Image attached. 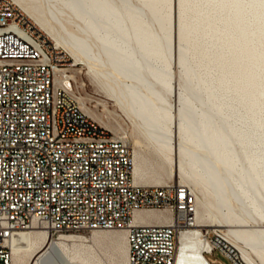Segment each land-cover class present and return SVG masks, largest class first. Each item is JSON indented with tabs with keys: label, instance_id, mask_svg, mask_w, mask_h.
Returning <instances> with one entry per match:
<instances>
[{
	"label": "bare ground",
	"instance_id": "bare-ground-1",
	"mask_svg": "<svg viewBox=\"0 0 264 264\" xmlns=\"http://www.w3.org/2000/svg\"><path fill=\"white\" fill-rule=\"evenodd\" d=\"M15 1L55 49L89 68L165 163L177 153L179 175L195 195L197 226L220 230L246 264H264V0H182L198 32L173 18L169 2ZM210 47L218 58L208 57ZM64 75L56 69V84ZM144 175L132 149L133 182L145 185ZM172 215L136 211L133 222L168 224ZM96 230L124 231L127 240L125 229ZM57 236L20 231L12 254L33 249L29 264H93L86 249H69L77 236ZM202 249L200 239L183 233L177 258L192 262ZM128 253L127 240L126 264Z\"/></svg>",
	"mask_w": 264,
	"mask_h": 264
},
{
	"label": "built area",
	"instance_id": "built-area-1",
	"mask_svg": "<svg viewBox=\"0 0 264 264\" xmlns=\"http://www.w3.org/2000/svg\"><path fill=\"white\" fill-rule=\"evenodd\" d=\"M62 59L0 0V264H12L14 234L125 229L127 264H246L222 232L197 226L196 199L184 184L138 185L132 148L79 105L73 85L56 84ZM170 209L165 223H134L136 211ZM201 240L191 262L177 258L179 237Z\"/></svg>",
	"mask_w": 264,
	"mask_h": 264
},
{
	"label": "rangeland",
	"instance_id": "rangeland-1",
	"mask_svg": "<svg viewBox=\"0 0 264 264\" xmlns=\"http://www.w3.org/2000/svg\"><path fill=\"white\" fill-rule=\"evenodd\" d=\"M11 1L18 10L19 17L25 26L32 27L39 34H46V31L39 28V25L35 23L34 19H32L31 15L22 4L17 3L15 0ZM157 1L163 3L169 2L173 18H182L194 32H198L199 25L194 17H190L189 4H184L182 0ZM28 3H30V0H26L23 4L27 5ZM21 10L34 25L21 13ZM57 48L58 56L62 59V65L59 66V68L69 76L73 85L74 96L79 105L110 132L127 140L133 149L134 157L136 153H139L142 157L145 175L143 182L139 183L145 185H164L169 183L188 185L179 175L177 153L174 151L171 152L169 155L170 162L165 163L156 153L153 145L131 123V120L119 109L117 104L109 98L105 91H103L89 71V68L84 63L77 61L76 58L72 56V53H69L65 48ZM209 49V58L216 59L219 57L217 50L211 47ZM260 90L264 93V84L260 86ZM158 179L161 181L157 182L156 180ZM148 219L151 221L157 220L154 216H148ZM66 233L77 236L78 240L70 242L69 249L73 251L75 248L86 249L90 253V256H92L93 264H126L127 240L124 231L90 230L86 232H65V234ZM54 237L56 238L58 236L55 235ZM33 253V249L23 251L21 258L14 250L13 264H29ZM213 258H217L223 264H232L218 251L214 253Z\"/></svg>",
	"mask_w": 264,
	"mask_h": 264
}]
</instances>
